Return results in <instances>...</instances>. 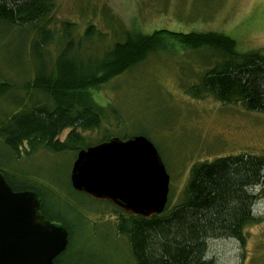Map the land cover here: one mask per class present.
<instances>
[{
    "label": "rangeland",
    "instance_id": "1",
    "mask_svg": "<svg viewBox=\"0 0 264 264\" xmlns=\"http://www.w3.org/2000/svg\"><path fill=\"white\" fill-rule=\"evenodd\" d=\"M52 2L54 42L63 23L75 26L74 44L88 25L104 34L103 41L85 45L83 52L88 56L100 58L123 39L124 32L151 35L160 30L224 34L234 41L237 53L264 54V0ZM17 36L12 32L0 38V68L11 70L7 80L16 87L11 99L23 96L24 106L30 93L23 85L32 81L35 62L51 65L62 46L51 44L46 52L42 49L34 55L31 37L24 47ZM163 43L164 49L91 91L102 121L97 130L81 135L82 149L100 143L103 137L145 136L169 175L167 207L172 209L184 199L192 165L225 156H264V114L247 111L240 104H222L210 95L190 96L188 86L197 83L209 65H202V53L186 50L169 37ZM9 100L0 96V119L4 113L20 110ZM69 131L63 130L57 140L63 142ZM5 152L0 142V163L7 166L3 169L16 172L13 177L20 184H33L40 190L46 202L42 214L62 224L70 236L66 254L54 264H134L126 238L116 233L118 208L71 188L69 175L76 151L55 154L39 149L29 157L22 154L18 161L4 157ZM254 191L253 214L259 220L244 227L243 241L210 239L206 257L215 264H264V180Z\"/></svg>",
    "mask_w": 264,
    "mask_h": 264
},
{
    "label": "trees",
    "instance_id": "2",
    "mask_svg": "<svg viewBox=\"0 0 264 264\" xmlns=\"http://www.w3.org/2000/svg\"><path fill=\"white\" fill-rule=\"evenodd\" d=\"M52 10V0H0L2 40L14 32L25 47L31 37L34 55L42 49L46 52L51 44L62 46L51 65L35 62L32 81L23 85L30 93L24 94L28 101L24 106L23 96L11 99L16 89L7 80L11 70L0 68V96L20 107L0 119V142L8 159L18 161L22 154L29 157L39 149L55 154L81 150V133L97 130L102 121L91 91L164 49V37L186 50L202 53V65H209L197 77V83L188 86L190 96L210 95L222 104H240L247 111L264 114V54H239L234 41L224 34L124 32L123 39L114 42L99 58L83 50L86 44L104 40V34L92 25L74 44L75 26L63 23L54 42ZM65 129L70 131L59 142L57 137ZM110 138L103 137L100 142ZM5 167L0 163V172L13 191L30 190L40 197L42 214L46 202L41 191L33 184L15 181L16 172L12 174ZM263 180L264 156L241 154L196 163L189 170L180 204L172 209L166 204L162 213L149 218L118 209L117 236L126 238L134 264H215L206 257L207 242L220 237L243 241L244 227L259 220L253 214L257 200L254 189ZM67 250L68 243L60 255Z\"/></svg>",
    "mask_w": 264,
    "mask_h": 264
},
{
    "label": "water",
    "instance_id": "3",
    "mask_svg": "<svg viewBox=\"0 0 264 264\" xmlns=\"http://www.w3.org/2000/svg\"><path fill=\"white\" fill-rule=\"evenodd\" d=\"M69 181L75 192L135 217L159 215L168 201L169 175L143 135L79 150ZM41 208L35 192L13 191L0 172V264H54L66 249L65 227L44 219Z\"/></svg>",
    "mask_w": 264,
    "mask_h": 264
},
{
    "label": "flooded vegetation",
    "instance_id": "4",
    "mask_svg": "<svg viewBox=\"0 0 264 264\" xmlns=\"http://www.w3.org/2000/svg\"><path fill=\"white\" fill-rule=\"evenodd\" d=\"M108 203H109V202H108ZM110 204H111V203H110ZM44 219H46L45 216H44ZM46 220H48V219H46ZM66 231H67V230H66ZM67 233H68V232H67ZM59 256H60V255H59Z\"/></svg>",
    "mask_w": 264,
    "mask_h": 264
}]
</instances>
